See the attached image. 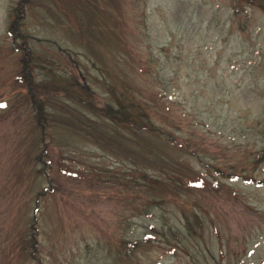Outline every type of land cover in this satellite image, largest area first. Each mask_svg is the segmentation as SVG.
Here are the masks:
<instances>
[{"label":"rangeland","instance_id":"374dc122","mask_svg":"<svg viewBox=\"0 0 264 264\" xmlns=\"http://www.w3.org/2000/svg\"><path fill=\"white\" fill-rule=\"evenodd\" d=\"M233 6L0 0V264H264V10Z\"/></svg>","mask_w":264,"mask_h":264},{"label":"trees","instance_id":"16d2710c","mask_svg":"<svg viewBox=\"0 0 264 264\" xmlns=\"http://www.w3.org/2000/svg\"><path fill=\"white\" fill-rule=\"evenodd\" d=\"M245 5H253L258 6L264 10V0H234V8L239 9L240 7H244ZM30 92L33 99V102L36 103V110L37 115L39 118L40 124L43 126L44 122L42 118H47V112L45 111V108H43L40 100H43L42 95H40V92L38 90H35V87L30 86ZM85 91H91V94H93V91L88 86H83ZM104 115L111 118L114 122L121 123L129 127L134 132H154L155 134H162L163 137H165V140L170 143L179 144L180 147L186 146L184 142H180V139L175 135V133L171 130H165L164 127L158 125L154 120L153 116L151 115L150 111H148L147 108H145L144 103L141 101H138L137 99H131V100H125L121 97H118V102L116 105H108L106 107H100L99 108ZM171 144V143H170ZM49 189L46 187L37 189L35 192V201L36 204L34 206V211L38 214L40 207V199L41 197L47 193ZM150 211V206L148 205L147 213ZM38 217V216H37ZM37 217L35 216L36 220L33 221V224L36 223ZM36 225L34 226V228ZM33 249L32 252L34 253V248L37 249V235L36 233H33ZM148 237V234L145 236ZM125 243V241H124ZM133 243V242H132ZM138 243V242H137ZM35 249V250H36ZM37 252V250L35 251Z\"/></svg>","mask_w":264,"mask_h":264},{"label":"snow or ice","instance_id":"6c2138e0","mask_svg":"<svg viewBox=\"0 0 264 264\" xmlns=\"http://www.w3.org/2000/svg\"><path fill=\"white\" fill-rule=\"evenodd\" d=\"M0 107H4V105H0Z\"/></svg>","mask_w":264,"mask_h":264}]
</instances>
